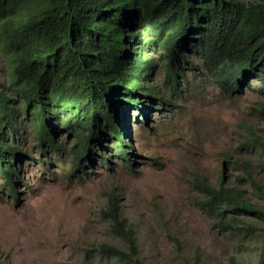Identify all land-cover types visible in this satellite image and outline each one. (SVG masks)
I'll return each instance as SVG.
<instances>
[{
  "label": "rangeland",
  "instance_id": "rangeland-1",
  "mask_svg": "<svg viewBox=\"0 0 264 264\" xmlns=\"http://www.w3.org/2000/svg\"><path fill=\"white\" fill-rule=\"evenodd\" d=\"M150 38L142 36L141 42ZM182 55L186 61L172 62L154 50L145 52V85L156 92L150 95L155 101L140 92L141 112L125 98L113 103L129 140L131 168L115 157L108 134L81 169L72 168L75 135L58 127L55 139L62 149L40 152L31 116L28 111L22 116L24 129L13 144L21 155L13 191L0 174V264H116L99 252L101 245L123 250L102 216L108 196L117 199L133 227L141 264H255L260 241L245 225L261 228L264 222L239 212L220 229L197 203L203 200L201 184L217 189L223 180L249 204L264 208V174L251 165L254 188L242 181L239 165L251 160L240 150L244 129L264 138V91L249 80L228 96L194 55L184 48ZM8 86L0 47V90L9 93ZM101 153L109 164H101Z\"/></svg>",
  "mask_w": 264,
  "mask_h": 264
},
{
  "label": "trees",
  "instance_id": "trees-1",
  "mask_svg": "<svg viewBox=\"0 0 264 264\" xmlns=\"http://www.w3.org/2000/svg\"><path fill=\"white\" fill-rule=\"evenodd\" d=\"M140 32L152 38L141 42ZM183 45L226 95L249 79L264 91V0H0V47L9 69V93L0 90L3 185L13 191L20 179L15 161L21 155L13 144L27 111L40 152L62 149L55 141V129L61 127L75 135L71 167L81 169L108 134L116 139V158L131 168L122 117L113 103L125 98L129 108L141 112L140 92L155 101L150 95L156 92L145 85V52L154 50L173 62ZM174 75L169 73L172 86L177 85ZM245 129L240 150L251 156L243 159V171L251 177V165L264 172V138ZM101 156V164H109ZM201 186L203 200L197 206L218 220L220 229L239 212L264 222V208L249 204L241 191ZM107 202L102 216L123 250L101 245V256L116 264H141L132 225L114 196ZM245 228L260 241L255 264H264V225Z\"/></svg>",
  "mask_w": 264,
  "mask_h": 264
},
{
  "label": "clouds",
  "instance_id": "clouds-1",
  "mask_svg": "<svg viewBox=\"0 0 264 264\" xmlns=\"http://www.w3.org/2000/svg\"><path fill=\"white\" fill-rule=\"evenodd\" d=\"M136 30H134V32H135ZM139 31H141V30H139ZM143 32H140L139 34H138V36H140V40H142L141 38H142V36L144 37L145 35H148V34H143ZM151 39V38H150ZM149 39V40H150ZM148 41V40H147ZM183 48H185L186 49V52H190L189 51V49H187V47L185 46V45H183ZM180 51V50H179ZM157 53H159V52H157ZM183 56H185V55H182V56H180V57H183ZM132 59H133V57H132ZM183 59V58H182ZM249 80H251V79H249ZM248 80V81H249ZM247 81V82H248ZM253 81H255V80H253ZM255 82H258V81H255ZM218 87V86H217ZM219 88V87H218ZM260 91V90H259ZM135 111V110H134ZM143 115H145V113H143ZM126 135V134H125ZM116 139H114L113 141H115ZM127 140V139H126ZM55 141H56V139H55ZM113 141H112V143H113ZM128 142H129V140H127ZM127 142V143H128ZM114 155H115V153H114ZM116 157V156H115ZM245 162L243 161V160H241L240 162H239V165H240V167H241V169L243 170V164H244ZM41 165L40 166H42L43 165V163H40ZM45 164V163H44ZM236 164V163H235ZM254 166V165H253ZM255 167V166H254ZM248 170H249V172L251 173V177H248L247 175H246V173L244 172V179L242 180V181H247V182H250L251 183V185L252 186H254V188L256 187V186H258V183H256L255 181H254V179H253V174H252V167L250 166L249 168H248ZM258 170V169H257ZM258 172H260V173H262V174H264V172H261V171H259L258 170ZM201 185H204V184H201ZM221 185H223L224 187H228V186H226L225 184H224V181L222 180L221 182H220V185H219V187L221 186ZM206 186V185H205ZM208 187H210V186H208ZM218 187V188H219ZM201 188H202V186H201ZM211 188V187H210ZM228 188H230V187H228ZM215 189V188H214ZM231 189H233V188H231ZM261 199L264 201V194H262L261 195Z\"/></svg>",
  "mask_w": 264,
  "mask_h": 264
}]
</instances>
